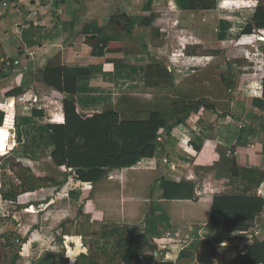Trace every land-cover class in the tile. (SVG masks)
<instances>
[{
	"label": "crops",
	"instance_id": "crops-1",
	"mask_svg": "<svg viewBox=\"0 0 264 264\" xmlns=\"http://www.w3.org/2000/svg\"><path fill=\"white\" fill-rule=\"evenodd\" d=\"M83 1L0 0V112L6 115L4 122L0 123L1 141H10L13 130L18 139L31 126L34 135L44 134L52 142L48 126L64 124L65 100L75 102L81 117L91 118L112 110L117 93H167L164 89L166 63L171 57L166 54V44L159 37L167 30L152 26L150 20L156 17L153 12L156 6H166L168 12L157 16L169 18L173 13L186 11L190 0H123L129 12L150 14L137 17L118 15L87 24L64 55L59 52L44 69H35L32 85L26 87V74L34 69L35 54L50 47L60 36L70 37L73 25L84 13ZM257 6V1L229 0L219 3L218 9L223 10L221 17L215 15L214 10H198L192 17L171 24L170 28L177 30L175 33L182 48L173 53L174 61H169L175 68L182 69L178 62L182 61L180 54L187 49L189 58L196 63L186 70L195 72L216 59V46L226 56L230 51L225 50L232 44L238 48L239 59L240 51H245L246 60L256 67L250 74L253 79H248L239 89L240 96L231 99L230 114L220 118L215 113L199 109L189 112L188 116L185 113L177 115L180 118L178 125L169 130L155 157L143 159L135 166L161 172V180L154 185L156 224L161 235L142 241L146 246L141 253L147 259H139L135 264H176L175 261L159 262L156 259L159 255H172L174 248L179 247L177 243L182 242L162 238L164 232L179 235V229L159 208L160 201L225 195L264 199V41L256 40L259 33L264 34V28L252 35L243 34L245 27L252 22ZM59 10L61 15L56 13ZM34 12L39 13L37 18L32 16ZM216 25L222 27L220 42H216ZM186 34H190V39ZM185 41L188 43L183 44ZM18 88L23 91L22 95L7 96L8 92ZM34 96L38 98L36 106L31 103ZM180 105L161 114L172 115L183 107ZM33 132L30 130L28 134ZM183 136L191 141L186 150L180 148ZM53 151L54 146L51 153ZM228 151L238 154L228 157ZM146 220L144 217V223ZM194 233L198 238L211 233L229 236L248 233L254 242L263 243L264 210L255 228L247 233H218L204 226L192 227L191 234ZM167 240L176 242V246L162 245ZM236 247V256L243 255V250ZM180 250L183 249L180 247ZM233 264H246L245 255Z\"/></svg>",
	"mask_w": 264,
	"mask_h": 264
},
{
	"label": "trees",
	"instance_id": "trees-1",
	"mask_svg": "<svg viewBox=\"0 0 264 264\" xmlns=\"http://www.w3.org/2000/svg\"><path fill=\"white\" fill-rule=\"evenodd\" d=\"M214 1L221 3L229 0ZM231 1L258 2L252 22L243 31L244 35H252L256 30L264 28V0ZM83 5L84 13L73 25L70 37L60 36L50 47H45L35 54L34 69L26 74L27 88L32 85L35 69H44L59 52L64 55L87 24L118 15L137 17L150 14L129 12L123 0H84ZM208 9L202 0H190L186 11L173 13L169 15V18H160L157 14L166 13L168 9L166 6H156L153 9L156 17L150 20V24L158 26L156 28L168 30L170 42L174 44L177 38L176 35L175 37L171 35L174 33V30L170 28L172 22L181 18H190L195 11ZM227 56L228 59L236 58L235 53ZM215 63H224L223 57L220 56L207 69L213 70ZM196 78L195 75L185 77L180 83L174 84L171 93L167 95H150L144 91L117 93L114 95L112 110L91 118L81 117L76 111L75 102L65 100L63 103L64 124L48 126L54 146V151L51 153L53 162L57 166L66 165L75 170L81 182L90 184L88 200L91 203H89L92 204V209L101 215L104 223L121 225L124 228H135L144 224L143 235L147 238L160 237L156 215L154 213H152L154 215H148L147 212L153 206L154 185L161 180V172L139 169L135 166L143 159L155 157L158 133L164 130L168 134L173 126L178 125L180 118H177V115L185 113L188 116L193 110L203 109L206 112H217L226 116L230 111L227 101L221 102L223 108L206 103L202 97L196 95L194 98L197 100L192 107L189 101L185 102L187 100L183 94L185 85L189 81L192 83L195 81L194 85H196ZM22 94L23 91L18 88L8 92L7 96L12 98ZM234 95L240 96V93H234ZM180 104L183 107L175 110L172 115L161 114L162 111L171 110ZM5 116L4 112H0L1 124ZM169 122L172 124L169 125ZM12 147L13 144L0 146V161L11 154ZM109 174L112 175L111 181L108 180ZM69 184V181L65 183L56 202L41 215L42 233H50L57 224L66 221L72 208L75 207L67 197ZM62 204L66 206L65 214L55 219L53 214ZM159 206L171 224L179 229L178 237L184 240L190 228L194 226H204L207 230L218 233L251 231L262 216L264 199L257 196L225 195L184 201L166 200L160 201ZM144 217H147L146 223H144ZM32 229L34 231L30 233L29 243L30 246H35L40 236L37 227ZM54 253L55 249L52 248L47 254L54 255ZM245 258L246 264H264V242H254L248 247ZM139 259L147 258L142 255L137 241L132 240L130 249L124 257V264H135Z\"/></svg>",
	"mask_w": 264,
	"mask_h": 264
},
{
	"label": "rangeland",
	"instance_id": "rangeland-1",
	"mask_svg": "<svg viewBox=\"0 0 264 264\" xmlns=\"http://www.w3.org/2000/svg\"><path fill=\"white\" fill-rule=\"evenodd\" d=\"M202 2L209 8L208 10H214L215 15L219 17L223 15V10L218 9L219 2L214 0H202ZM221 28V25L215 27L216 42L223 39ZM175 31L171 33L172 37L177 34ZM186 35L190 39V34ZM259 35L262 34L259 33ZM159 37L166 44V54L171 57L166 63L164 81V89H167L166 95L171 93L174 81L178 84L185 77L191 75L197 77L196 85H194L195 81L194 83L189 81L183 91L187 99L185 102L189 101L191 107L196 103L197 99L194 98L196 95L202 97L206 103L223 108L221 102L227 101L231 104V99L237 97L234 93H240L239 89L245 82L253 79L250 74L255 72L256 66L246 60L245 51H240L242 53L239 59L238 48L233 44L225 52L230 51V55L235 53L236 58L228 59L219 46H216L214 49L216 59L210 64L220 56L223 57L224 63H215L213 70L207 69L209 64L192 72L186 69H190L196 62L189 58L188 49L180 54L182 65L178 63L182 69L175 68L169 61H174L173 53H177L176 50L179 47L182 49L181 44L178 40L174 44L170 42L168 30L163 31ZM256 40L258 41L257 38ZM243 42L248 44V41ZM233 49L234 52L231 51ZM177 70L183 71L178 73ZM34 97L31 103L35 105ZM215 113L220 118L225 116V114ZM170 124L172 123L169 122ZM27 128L25 129L27 132L21 134L18 139L14 136L13 130L10 141L0 140V146L13 144L11 154L0 161V264H124L123 260L130 249L132 240L137 241L142 252L146 246L142 244V241L147 239L142 233L144 224L141 227L124 228L121 225L104 223L101 216L94 213L88 202L90 184L81 182L75 170L66 165L57 166L51 158L53 146L51 140L41 133L34 135V128L31 129V126ZM30 130L33 133L29 135ZM181 141L183 144L180 148L186 150V146L190 145V139L183 136ZM68 181L70 184L67 197L75 207L72 208L66 221L57 224L50 233H42L40 230L41 215L45 214L49 206L56 202L59 192ZM152 205L147 212L148 215L155 214L154 202ZM159 208L162 210L160 206ZM65 209L64 204L60 205L53 217L55 219L62 217ZM163 213L165 214L164 211ZM34 227L38 228L39 242L35 246H30V233L34 231L32 229ZM191 228L186 239L177 243L179 247L174 248L172 255L167 257L159 255L156 259L159 262L167 259L175 261L176 264H233L238 262L241 256L245 255L244 251L254 243V238L248 233L242 236L211 233L203 234L202 238H198L195 233L191 234ZM165 233L162 234L165 235ZM163 235L162 238H165ZM175 238L176 241L180 239ZM235 243L237 244L236 249L243 250V255L236 256L237 252L232 246ZM169 244L176 246V242L169 243V240L162 245L168 246ZM180 247L183 250H180ZM52 248L55 249L54 255H48L49 249Z\"/></svg>",
	"mask_w": 264,
	"mask_h": 264
},
{
	"label": "built area",
	"instance_id": "built-area-1",
	"mask_svg": "<svg viewBox=\"0 0 264 264\" xmlns=\"http://www.w3.org/2000/svg\"><path fill=\"white\" fill-rule=\"evenodd\" d=\"M56 13H57V15H61L62 14V11L59 10ZM31 14H32V16L34 18H37V16H39V13L38 12H34V13H31ZM257 39H258V41L262 42V39L264 41V36L263 35H261V36L258 35L257 36ZM37 101H38V98L37 97H34V103H36ZM167 136H168L167 133L164 130H161V132H159V135H158L157 144L158 145L163 144L164 143V137H167ZM237 154L238 153L236 151H228L227 152V156L228 157H236ZM108 179L111 180L112 177L109 176ZM164 236H165V238H167L169 240H174V236L175 237H178V234H173L172 232H166Z\"/></svg>",
	"mask_w": 264,
	"mask_h": 264
},
{
	"label": "water",
	"instance_id": "water-1",
	"mask_svg": "<svg viewBox=\"0 0 264 264\" xmlns=\"http://www.w3.org/2000/svg\"><path fill=\"white\" fill-rule=\"evenodd\" d=\"M262 41H263V39H262Z\"/></svg>",
	"mask_w": 264,
	"mask_h": 264
}]
</instances>
